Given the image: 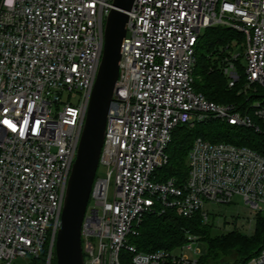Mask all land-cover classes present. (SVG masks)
Listing matches in <instances>:
<instances>
[{"label": "built area", "instance_id": "built-area-1", "mask_svg": "<svg viewBox=\"0 0 264 264\" xmlns=\"http://www.w3.org/2000/svg\"><path fill=\"white\" fill-rule=\"evenodd\" d=\"M113 0H0V264H52L69 177L104 51ZM121 44L119 77L82 223L85 264H199L198 236L177 249L144 252L130 242L148 213H201L241 196L264 212V156L247 146L195 139L187 178L158 180L176 127L212 118L260 125L235 104L194 88L196 45L212 26L245 36L227 50L229 87H264V0H134ZM264 124V101L251 103ZM114 189L110 195V183ZM185 250L196 254L191 259ZM243 264H264V248Z\"/></svg>", "mask_w": 264, "mask_h": 264}, {"label": "trees", "instance_id": "trees-1", "mask_svg": "<svg viewBox=\"0 0 264 264\" xmlns=\"http://www.w3.org/2000/svg\"><path fill=\"white\" fill-rule=\"evenodd\" d=\"M235 38L240 43L245 40L242 33L224 26L207 27L201 33L196 45L194 88L216 103L235 104L240 111L250 114L262 131L237 126L218 118L198 122L192 127L180 125L174 130L173 139L166 149L168 163L156 172L158 180L174 178L180 185L185 182L189 171V152L198 137L212 142L247 146L264 156V124L255 118L250 108L251 103L262 96L264 87H259L257 93H254L253 88L245 91L243 69L242 82L235 87H229L221 68L227 50L237 49L233 45ZM189 233L198 236L207 244V252L200 257L199 264H243L264 248V212L257 213L255 231L251 235L237 229L226 234L213 235L211 224L203 221L200 212L192 217L180 216L173 209H167L162 214L148 213L140 225V234L131 237L130 242L144 252L159 249L173 251L187 241ZM122 255L123 264H133L126 252ZM44 261L45 254H42L33 259L32 264H44ZM52 264H56L55 258Z\"/></svg>", "mask_w": 264, "mask_h": 264}, {"label": "water", "instance_id": "water-1", "mask_svg": "<svg viewBox=\"0 0 264 264\" xmlns=\"http://www.w3.org/2000/svg\"><path fill=\"white\" fill-rule=\"evenodd\" d=\"M134 0H113L105 23L104 51L69 177L55 245L56 264H85L82 223L98 171L108 113L119 77L121 44Z\"/></svg>", "mask_w": 264, "mask_h": 264}, {"label": "rangeland", "instance_id": "rangeland-1", "mask_svg": "<svg viewBox=\"0 0 264 264\" xmlns=\"http://www.w3.org/2000/svg\"><path fill=\"white\" fill-rule=\"evenodd\" d=\"M238 41L237 38L234 39L233 45L237 47L238 52L244 53L246 49L245 41L242 43ZM262 96L256 98L254 103L256 104L259 100L264 101V92H261ZM106 169L100 167L98 174H106ZM114 189V181L111 180L110 183V195H112ZM205 210L210 214V221L212 227L213 235L226 234L234 229L238 231L251 235L255 231V220L258 212L249 208L241 196H236L233 199V203L220 204V203H205ZM180 249L175 251L178 253ZM191 259L196 257V254L192 250H185ZM197 252L199 255L203 256L207 252L206 242H199L197 245ZM231 259V258H230ZM32 258H16L12 264H32Z\"/></svg>", "mask_w": 264, "mask_h": 264}]
</instances>
